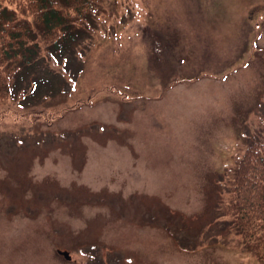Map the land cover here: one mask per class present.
Here are the masks:
<instances>
[{
    "label": "rangeland",
    "instance_id": "obj_1",
    "mask_svg": "<svg viewBox=\"0 0 264 264\" xmlns=\"http://www.w3.org/2000/svg\"><path fill=\"white\" fill-rule=\"evenodd\" d=\"M97 12L0 106V264H92L88 245L115 264H259L221 208L264 136V0Z\"/></svg>",
    "mask_w": 264,
    "mask_h": 264
},
{
    "label": "trees",
    "instance_id": "obj_2",
    "mask_svg": "<svg viewBox=\"0 0 264 264\" xmlns=\"http://www.w3.org/2000/svg\"><path fill=\"white\" fill-rule=\"evenodd\" d=\"M100 2L0 0V106L8 102L21 104L29 98L26 78L41 55L74 52L68 44L92 31ZM52 58L55 60L53 55ZM227 177L228 198L221 208L223 216L228 217L245 250L264 264V136L244 149ZM87 247L92 264L116 263L99 258L96 246Z\"/></svg>",
    "mask_w": 264,
    "mask_h": 264
}]
</instances>
